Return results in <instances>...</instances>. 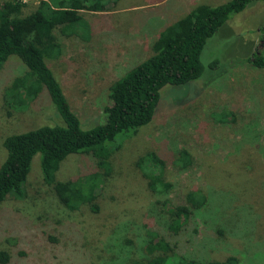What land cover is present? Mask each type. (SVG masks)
<instances>
[{
    "label": "rangeland",
    "instance_id": "374dc122",
    "mask_svg": "<svg viewBox=\"0 0 264 264\" xmlns=\"http://www.w3.org/2000/svg\"><path fill=\"white\" fill-rule=\"evenodd\" d=\"M39 1H29L24 13L33 11ZM192 1V6H215L228 0ZM122 2L143 6L136 14L102 17L106 31L96 28L92 40L55 30L63 53L47 63L84 127L101 119L110 105L111 85L153 54L152 47L129 49L133 34L143 36L150 21H161L174 1ZM263 23L264 1H252L231 15L204 47L203 75L186 85H166L152 122L109 142L119 147L111 157V174L99 190L98 212L88 206L67 209L44 181L41 154H36L26 196L11 195L0 206V250L11 254V264H131L130 259L149 258V229L164 230L170 222L161 202L185 204L186 195L194 190L210 200L181 236L184 254L216 261L236 255L240 264H264V68L249 61L264 49L259 31ZM88 26L77 27L83 33ZM157 30L158 26L150 38ZM121 47L129 50L118 51ZM26 68L12 55L0 69V164L7 155L6 136L61 122L45 94L25 109L7 104L6 90ZM182 149L193 156L185 169L174 164ZM149 151L167 160L165 178L172 183L168 192L151 191L137 165ZM95 163L93 156L70 154L57 179L68 180L95 168Z\"/></svg>",
    "mask_w": 264,
    "mask_h": 264
},
{
    "label": "trees",
    "instance_id": "16d2710c",
    "mask_svg": "<svg viewBox=\"0 0 264 264\" xmlns=\"http://www.w3.org/2000/svg\"><path fill=\"white\" fill-rule=\"evenodd\" d=\"M29 1L0 0V69L12 55L18 56L27 67L14 77L5 92V99L13 109L20 110L45 94L61 122L5 137L3 146L7 155L0 164V206L11 195L16 198L26 196L25 185L32 161L40 153L44 181L54 188L59 201L70 211L88 206L91 211L98 212L99 190L111 174V157L119 147L111 146L109 142L122 133L134 134L152 122L166 85H186L203 75L202 52L208 39L231 15L243 11L252 1L264 0H228L215 6L198 3L163 26L152 44L153 54L111 85L110 105L105 107L101 119L90 127H84L47 61L57 59L63 53V43L56 29L64 36L79 35L84 40H92L97 26L106 21L101 18L106 16L88 17L81 10H117L120 1L40 0L33 11L25 14L24 8ZM107 17L116 18L114 15ZM83 24L88 26V32L78 30L77 26ZM259 31L264 41V23ZM249 61L264 68V49L254 52ZM225 118L229 119L228 116ZM70 154L93 156L95 168L76 173L68 180H58L61 163ZM192 161L190 150L182 149L174 164L185 169ZM166 164L167 160L156 151L139 157L137 165L151 191L165 193L172 188V183L165 178ZM209 200V196L199 190L188 192L185 204L163 200L161 205L170 215L169 225L164 230L149 229L146 242L149 258L128 261L131 264H240L236 255L225 261L204 260L195 254L186 256L181 250V236L191 228L193 220L208 206ZM0 264H11L9 252L0 250Z\"/></svg>",
    "mask_w": 264,
    "mask_h": 264
},
{
    "label": "crops",
    "instance_id": "0c3cea01",
    "mask_svg": "<svg viewBox=\"0 0 264 264\" xmlns=\"http://www.w3.org/2000/svg\"><path fill=\"white\" fill-rule=\"evenodd\" d=\"M120 1L119 9L117 10H110V11H87V10H81L83 13H88V15L92 17H101V16H108V15H115L119 12H130V13H137V10L141 8L143 5H136L132 4L129 5L127 3H123L122 0ZM166 0H163V2ZM174 2L171 8L165 13V15L162 16L161 21L158 19H152L149 23V25L145 28L146 30L143 33V36H140L137 33H134L132 38L134 41H130L127 43V47L129 49L139 50L142 51L144 49H151L153 42L158 37L159 32L161 31V28L165 26L162 22L167 20V24H170L180 16H183L186 14L190 8H192L194 1L192 0H173ZM133 23V22H132ZM95 24V23H94ZM103 23H100L99 26H97L98 32L104 33L106 31V28L103 27ZM158 26V30L156 33V36L152 39L150 36H153L154 31L156 30V27ZM133 27V24H132ZM125 46V44H124ZM126 47H121L118 51L122 50H129ZM117 51V52H118Z\"/></svg>",
    "mask_w": 264,
    "mask_h": 264
}]
</instances>
